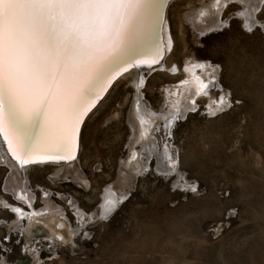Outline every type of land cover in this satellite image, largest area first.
Instances as JSON below:
<instances>
[{"label":"rangeland","instance_id":"obj_1","mask_svg":"<svg viewBox=\"0 0 264 264\" xmlns=\"http://www.w3.org/2000/svg\"><path fill=\"white\" fill-rule=\"evenodd\" d=\"M243 9L242 0H170L169 49L157 66L112 81L67 165L12 173L0 148V264H264V0L250 21ZM189 68L210 83L193 105ZM135 73L146 110L178 113L153 129L161 165L132 117ZM136 151L148 161L138 173L127 166ZM19 177L30 206L64 221L71 242L41 222L29 233L25 219L12 226L11 207L29 211L10 189ZM106 189L121 198L102 217Z\"/></svg>","mask_w":264,"mask_h":264},{"label":"snow or ice","instance_id":"obj_2","mask_svg":"<svg viewBox=\"0 0 264 264\" xmlns=\"http://www.w3.org/2000/svg\"><path fill=\"white\" fill-rule=\"evenodd\" d=\"M146 9L145 0H0V137L21 167L75 158L80 119Z\"/></svg>","mask_w":264,"mask_h":264},{"label":"bare ground","instance_id":"obj_3","mask_svg":"<svg viewBox=\"0 0 264 264\" xmlns=\"http://www.w3.org/2000/svg\"><path fill=\"white\" fill-rule=\"evenodd\" d=\"M163 1L164 0H145L147 4V9H146L147 14L145 18L141 21L136 35L133 37V39L129 43V53L123 57L122 63H118V65L115 68H113L110 76L104 83V90L99 93V96H101L105 92V90L107 89V87L109 86L113 78L120 71H122L123 69V66H121L122 64H124L125 62L127 63L129 60H133V59L140 64H143V63L150 64V63H153V58H155V62L158 61L160 56L163 55L164 51L169 49V46L171 45L172 40H171L170 35L166 31V25L163 23L160 31L157 32L158 10ZM220 1L223 2L224 0H219V2ZM242 1H244L243 15L245 16L246 21H250L251 16L253 15L254 11L259 7L261 1L263 0H242ZM145 41H147V43H145ZM141 68L144 69L147 67H141ZM189 72H190V75L192 76L191 77L192 89L189 92H190V97L192 100L191 104L193 105L195 104L194 97L199 96L201 94L209 95L208 88L210 86V83L203 82L202 78L194 74L193 69L189 68ZM135 74L136 75L134 76L132 82L137 90V93H136L135 99L133 100V104L131 108L132 115H133L132 117L138 122L137 128L139 129L138 131H139V136L141 137L140 141L142 142V145L144 146V148L145 147L147 148V151L149 153H154L155 155H157L156 156L157 163L161 165L159 160L163 161L162 158L164 157V155L163 153L158 154L156 152V140L153 136V129H154V126L158 125L159 118L163 121L164 125L170 128L175 120V117L178 115V113H176L175 112L176 110H175L173 113L170 112L169 114L167 113V115L164 114L165 115L164 117H160L159 114H154V112L152 111L150 112L149 110H146V108L144 107L141 101V95H140V86L143 84L144 80H143L142 75H140L141 73H135ZM94 103L95 102L91 103V105ZM91 105H89L88 108ZM82 117L80 119V122L82 120ZM79 125H78V132L76 133L75 156H76V147L78 145V136L80 134ZM0 140L5 146L3 149L5 150L4 152H6V154L3 153L5 156L4 161L9 166L12 173H14L15 171H19L20 173L24 172L26 168L32 166V165H29V166L21 167L20 164H18L16 160L12 158V155L9 153L8 145L4 142V139L0 137ZM137 151L133 154L131 160L127 164V166H129L131 171L134 173H138L140 170L144 169L146 165L148 164L147 163L148 161L146 160V158H145L146 161L144 162L140 158ZM39 158L40 157H37V159ZM67 164L68 163H63L62 165L65 166ZM20 177L17 178L18 180H20L19 183L17 182V184L15 183L16 181L14 182V179L10 181L11 182L10 189H11L12 194L21 203L29 206V211H25L22 208L17 207V206H15L14 208L11 207V210L14 211L13 213H15V219H14L15 221H12V226L13 225L17 227L20 226L21 221L25 219L28 222H27L26 227L24 228L26 229V232L29 233L30 225L28 223L35 222V221L41 222L44 225V227L49 230L48 232H50L53 236L59 239L62 243L67 244L68 242H71L73 238L72 236L73 230L69 228L64 221L52 215H47V216L42 215L41 216L42 211L35 210L32 208V206H30L29 202H31L33 195L31 191L25 185L24 180L21 179L22 177L21 178ZM119 197L120 196H117L116 193H114L113 191L109 189L105 190L103 194V200L101 203V216L102 217H107L113 211V209L115 208L117 204ZM110 205H114V207H112L111 211L109 212L107 211V209L109 208Z\"/></svg>","mask_w":264,"mask_h":264},{"label":"water","instance_id":"obj_4","mask_svg":"<svg viewBox=\"0 0 264 264\" xmlns=\"http://www.w3.org/2000/svg\"><path fill=\"white\" fill-rule=\"evenodd\" d=\"M170 0H164L162 3H161V5H160V8H159V10H158V27H157V32L158 31H160V29H161V27H162V24L164 23V20H165V16H166V10H167V7H168V2H169ZM161 57H162V55L160 56V58H159V60L158 61H156V62H153V63H150V64H146V63H143V64H140V63H138V62H136L134 59L133 60H129L127 63L125 62L124 64H122L121 66H123V69H122V71H120L114 78H113V80L114 79H116V77H118V76H120L122 73H126L127 71H129L130 69H133V68H135V69H140L141 67H147V68H151V67H155V66H157L159 63H160V60H161ZM112 80V81H113ZM112 81H111V83H112ZM110 83V84H111ZM110 84H109V86H110ZM109 86L107 87V89L109 88ZM107 89L105 90V92L107 91ZM104 92V93H105ZM104 93L101 95V96H96L92 101H91V103H93V102H95L94 104H90L91 106L88 108V110L86 111V114L82 117V120H81V122H80V125H79V130H80V128H81V125H82V123H83V121H84V119H85V117L88 115V113L91 111V109L100 101V99L103 97V95H104ZM79 138H80V134H79V136H78V145H77V147H76V154H77V152H78V149H79V143H80V141H79ZM0 144H1V149H2V151H3V153L4 154H6V152H4L5 150H3L4 149V144L2 143V141L0 140ZM72 160V159H71ZM71 160H68L67 162H65L64 160H59V161H47V162H45V163H34V164H53V163H68L69 161H71ZM4 163L6 164V162L4 161ZM34 164H29V165H34ZM7 165V164H6ZM29 165H26V166H29ZM8 166V165H7Z\"/></svg>","mask_w":264,"mask_h":264}]
</instances>
